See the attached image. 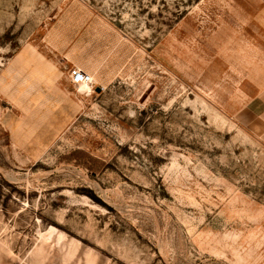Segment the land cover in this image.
Here are the masks:
<instances>
[{"label":"rangeland","instance_id":"1","mask_svg":"<svg viewBox=\"0 0 264 264\" xmlns=\"http://www.w3.org/2000/svg\"><path fill=\"white\" fill-rule=\"evenodd\" d=\"M23 46L101 92L0 100V264H264V0H0Z\"/></svg>","mask_w":264,"mask_h":264},{"label":"crops","instance_id":"2","mask_svg":"<svg viewBox=\"0 0 264 264\" xmlns=\"http://www.w3.org/2000/svg\"><path fill=\"white\" fill-rule=\"evenodd\" d=\"M51 51L54 53L57 50ZM61 57L60 72L48 60L47 52L37 46H23L13 56L3 58L0 63V100L5 103L7 110L16 114L34 113L48 116L57 111H68L65 107H71L75 103L64 85L63 72L80 67L70 59ZM83 71L90 74L85 69ZM19 119L11 125L6 122L15 135L26 130V120ZM46 125L36 121L31 123L30 128L34 131L52 129Z\"/></svg>","mask_w":264,"mask_h":264},{"label":"built area","instance_id":"3","mask_svg":"<svg viewBox=\"0 0 264 264\" xmlns=\"http://www.w3.org/2000/svg\"><path fill=\"white\" fill-rule=\"evenodd\" d=\"M69 79L72 86L76 88L97 90L99 87L94 78L80 68H72L69 72Z\"/></svg>","mask_w":264,"mask_h":264},{"label":"water","instance_id":"4","mask_svg":"<svg viewBox=\"0 0 264 264\" xmlns=\"http://www.w3.org/2000/svg\"><path fill=\"white\" fill-rule=\"evenodd\" d=\"M97 92H101V89L98 88V89H97Z\"/></svg>","mask_w":264,"mask_h":264}]
</instances>
